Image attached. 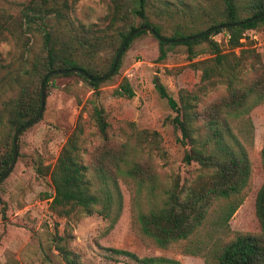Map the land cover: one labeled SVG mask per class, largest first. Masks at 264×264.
Masks as SVG:
<instances>
[{
  "label": "trees",
  "instance_id": "16d2710c",
  "mask_svg": "<svg viewBox=\"0 0 264 264\" xmlns=\"http://www.w3.org/2000/svg\"><path fill=\"white\" fill-rule=\"evenodd\" d=\"M77 1L40 0V3H29L20 10L27 21L35 19L41 26L40 43L37 50L29 55L26 68L17 76L15 96L1 109L0 116L5 115L10 131L0 141V175L11 159L13 133L37 113L43 77L52 71L77 68L88 77L97 79L106 75L111 67L114 57L106 63H93L81 58V54H95L100 39L81 38L76 39L72 46H62L54 38L48 21H63L68 25L66 13ZM103 1L108 7V24L122 26H117L115 30L117 44L113 49L114 56L125 37L140 26L150 27L160 38L174 40L264 14V0H205L194 23L205 20L208 23L205 29L190 32L191 29L185 24L175 25L170 35L166 36L163 34L164 26L152 22L146 15L147 0ZM175 1L189 10L188 5L197 0ZM32 14L36 15L33 17ZM130 17L138 20L137 26L128 22ZM258 26H264V18L239 27L214 31L182 44H166L155 39L156 61H162L167 49L172 47H184L187 57L191 59L202 52L198 53L194 48L203 43L211 56L190 65L200 71L196 93L181 92L174 100L157 78L152 80L157 95L174 113L169 120L171 127L179 133V141L186 148L182 163L197 166L182 183H179L177 176L172 177L165 187L159 183L152 162V157L162 156L156 133L136 130L132 123H121L125 128L115 130L106 121L103 109L92 105L90 118L95 127L97 144L88 152V164L85 165L81 157L86 153L83 131L76 125L60 148L54 164L44 167L42 172L48 177L52 188V195L46 198L50 199L48 209L65 221L63 235L53 237L54 248L64 264H82L78 255L68 247L70 224L91 215L106 221L107 230L116 223L121 210L118 181L128 188L132 196L131 226L143 242L159 249L182 245L183 253L200 257L202 264H264V179L253 201V214L259 232H233L227 226L250 186L249 113L264 103L263 64L253 49H242L240 43L244 31ZM124 27L128 29L125 31ZM221 32L228 36L227 47L230 51L227 53H222L219 45L210 39ZM144 34L147 33H137L128 41L123 52L133 39ZM236 48H239L237 56L232 52ZM118 66L119 60L113 74ZM60 77L76 79L93 90L100 83L88 81L77 73L53 75L46 77L43 92H46L49 82ZM219 87L222 88L220 94L198 109V95L207 90L216 91ZM113 94L125 99L133 97L125 78ZM258 161L264 176V143L259 150ZM212 213L216 216L212 231L206 234L210 243L205 251V244L197 240V235ZM108 251L130 258L137 264H178L162 258H137L122 250Z\"/></svg>",
  "mask_w": 264,
  "mask_h": 264
},
{
  "label": "rangeland",
  "instance_id": "374dc122",
  "mask_svg": "<svg viewBox=\"0 0 264 264\" xmlns=\"http://www.w3.org/2000/svg\"><path fill=\"white\" fill-rule=\"evenodd\" d=\"M204 1L197 0L188 5L189 10H185L175 0H147L146 15L152 22L164 26L163 34L166 36L170 35L175 25L181 24L187 25L190 32L203 30L208 24L205 20L194 23ZM32 2L40 3V0H0V114L3 105L15 96L17 76L26 68L29 55L37 50L40 43L41 26L35 19L27 21L20 11ZM35 15L32 14L33 17ZM65 17L68 25L63 21H48L58 45L72 46L76 39L97 38L100 43L96 53L89 56L81 54V58L93 63H106L114 57L113 49L117 44L115 30L117 26H122L108 24L105 1L79 0L71 6ZM128 22L132 26L138 25V20L133 17ZM123 29L126 31L128 28ZM242 36L241 48L253 49L264 67V26L246 30ZM210 39L219 45L222 53L230 51L227 47V33L221 32ZM194 50L202 52L189 59L184 47L168 48L165 58L156 61L157 43L147 33L129 43L119 58L115 74L100 82L95 90L68 77L55 78L48 83L41 118L17 138L15 164L0 183V264H64L54 248L53 237L63 235L65 221L48 209L50 199L46 198L52 195V188L48 177L42 175V172L44 167L54 164L60 148L76 125L83 131L86 141L83 148L86 153L81 157L83 163L88 164V152L97 144L95 127L90 118L93 104L103 109L106 121L115 130L118 127L125 128L121 123H132L136 130L156 133V142L162 156L152 157V162L161 186L165 187L176 176L179 183H182L194 173L196 164L182 163L186 148L179 141V133L171 127L169 120L174 113L159 98L152 83L153 78H157L174 100H177L181 92L196 93L200 71L190 65L211 56L207 54L205 43ZM238 50H232L235 56ZM123 78L133 91L131 99L113 94ZM221 91L219 87L216 91L207 90L199 94L197 108L200 109L201 105ZM249 119L250 186L227 226L233 232L258 233L253 201L264 179L258 161V153L264 143V103L250 111ZM9 131L5 115L2 114L0 141ZM118 187L121 210L112 229L107 230L108 223L97 215L83 217L75 224H70L68 247L78 255L82 264H137L130 258L109 252V249L126 251L137 258H162L178 264H202L200 257L183 253L182 245L159 249L140 240L131 226L132 196L122 182L118 181ZM215 216L212 213L208 217L206 225L197 235V240L204 242L205 251L210 243L206 234L212 231Z\"/></svg>",
  "mask_w": 264,
  "mask_h": 264
},
{
  "label": "water",
  "instance_id": "95a60500",
  "mask_svg": "<svg viewBox=\"0 0 264 264\" xmlns=\"http://www.w3.org/2000/svg\"><path fill=\"white\" fill-rule=\"evenodd\" d=\"M262 18H264V14H261V15H258V16H255V17H252V18H249V19H246L244 21L237 22V23L218 25V26L206 29L197 35H193V36L185 37V38H181V39H174V40H168V39L160 38L150 27L140 26V27H137L136 29H134L131 33H129L125 37V39L123 40L122 44L119 46V48H118V50L114 56V59L112 61V64H111V67H110L108 73L106 75H104L103 77H100L97 79H92V78L88 77L83 71H81L80 69H77V68H72V69H68V70L52 71V72L48 73L45 77L42 78V80L40 82L39 107H38L36 115L30 121H28L27 123L20 126L17 130H15V132L12 135L11 159H10V162H9L7 168L5 169V171L0 175V182H2L7 177V175L11 172V170L15 164V160H16V156H17V148H16L17 138L20 136V134L22 132H24L27 128H29L35 122H37L38 119L40 118L41 114H42L43 105H44L43 83H44L46 77L53 76V75L68 74V73H77V74L81 75L82 77H85L88 81H91L93 83H99V82H102V81L108 79L109 77H111L113 75L114 70H115L116 65H117V62H118L120 55L123 52L126 44L128 43V41L130 39H132L139 32L150 33L156 40H158L161 43L182 44V43H185L187 41H191V40L201 38L202 36H205L206 34L214 32V31L225 30L227 28H233V27H239V26H242L246 23L253 22V21H256V20H259Z\"/></svg>",
  "mask_w": 264,
  "mask_h": 264
}]
</instances>
